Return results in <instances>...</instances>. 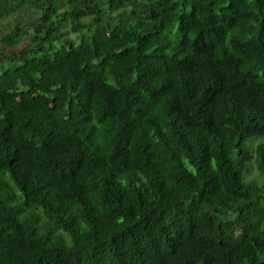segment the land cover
Returning <instances> with one entry per match:
<instances>
[{
  "label": "trees",
  "instance_id": "obj_1",
  "mask_svg": "<svg viewBox=\"0 0 264 264\" xmlns=\"http://www.w3.org/2000/svg\"><path fill=\"white\" fill-rule=\"evenodd\" d=\"M28 11L0 31V264H264V0H0Z\"/></svg>",
  "mask_w": 264,
  "mask_h": 264
},
{
  "label": "rangeland",
  "instance_id": "obj_2",
  "mask_svg": "<svg viewBox=\"0 0 264 264\" xmlns=\"http://www.w3.org/2000/svg\"><path fill=\"white\" fill-rule=\"evenodd\" d=\"M29 14V15H28ZM32 11H28V12H20L18 13V16H20L22 19H17V17H9L7 19L4 20H0V31L5 32L6 28H8V26L12 27L14 26L15 22H17L18 20L20 21H25L27 19H29V17H31L30 15H32Z\"/></svg>",
  "mask_w": 264,
  "mask_h": 264
}]
</instances>
